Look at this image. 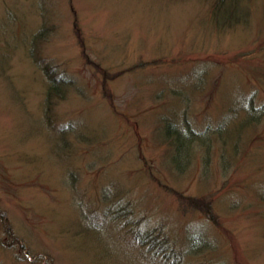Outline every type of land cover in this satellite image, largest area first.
<instances>
[{
    "label": "rangeland",
    "instance_id": "rangeland-1",
    "mask_svg": "<svg viewBox=\"0 0 264 264\" xmlns=\"http://www.w3.org/2000/svg\"><path fill=\"white\" fill-rule=\"evenodd\" d=\"M216 1L0 0V264H264V0Z\"/></svg>",
    "mask_w": 264,
    "mask_h": 264
},
{
    "label": "trees",
    "instance_id": "trees-1",
    "mask_svg": "<svg viewBox=\"0 0 264 264\" xmlns=\"http://www.w3.org/2000/svg\"><path fill=\"white\" fill-rule=\"evenodd\" d=\"M243 1L246 4L247 0H217L216 3L214 4L215 8H213L214 9L213 14H214V16L218 22L217 24H219L220 27H225L226 25L232 26V25L236 24L237 22H240L241 20L245 19V14H247L245 8H247L246 7L247 4L246 5H244V3L242 4ZM44 68L47 71L46 73L48 75H52L49 68H47V69H46V67H44ZM53 76L55 77L54 73L52 76H50V78L55 79ZM53 83L54 84L53 85L51 84L50 87L53 88L54 90L59 89L60 85L58 84V82L56 80H54ZM55 83H57V84H55ZM249 117H257V116L252 113V110H250L249 111ZM170 127L175 129V126L173 124H169V128ZM178 127L179 126L177 124V128ZM181 128L182 127H180V129ZM183 128L186 129L185 126H183ZM174 136H175V144L179 143V145H180L179 150H181L180 148H181L182 144L186 142V138H184L183 136L178 137V135H174ZM189 143H192V142H189ZM194 201L195 202H194L193 207L196 208V207H198L199 204L196 200H194ZM203 201H206V200H203ZM209 209L211 211V207ZM136 237H138V240L140 239V243L143 245H145V244L151 245L152 244V246H153V245H157V243L159 244V241H158L159 238H157L159 236L156 234H153L152 231H148L146 233L138 232ZM175 254H177V258L179 260H182V257H183L182 254L181 255L179 253H175Z\"/></svg>",
    "mask_w": 264,
    "mask_h": 264
}]
</instances>
